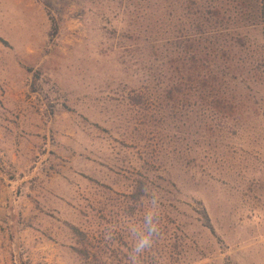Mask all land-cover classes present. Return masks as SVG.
<instances>
[{"label": "rangeland", "instance_id": "rangeland-1", "mask_svg": "<svg viewBox=\"0 0 264 264\" xmlns=\"http://www.w3.org/2000/svg\"><path fill=\"white\" fill-rule=\"evenodd\" d=\"M204 2L223 96L167 94ZM0 264H264V0H0Z\"/></svg>", "mask_w": 264, "mask_h": 264}, {"label": "trees", "instance_id": "trees-1", "mask_svg": "<svg viewBox=\"0 0 264 264\" xmlns=\"http://www.w3.org/2000/svg\"><path fill=\"white\" fill-rule=\"evenodd\" d=\"M202 4L190 19L193 31L175 38L165 49L162 61L172 76V89H166L167 94L186 90L194 98L213 100L223 96L217 64L224 52L217 33L224 23V12L221 3ZM52 29L54 32L57 29L53 21Z\"/></svg>", "mask_w": 264, "mask_h": 264}, {"label": "clouds", "instance_id": "clouds-1", "mask_svg": "<svg viewBox=\"0 0 264 264\" xmlns=\"http://www.w3.org/2000/svg\"><path fill=\"white\" fill-rule=\"evenodd\" d=\"M147 243V241H142L141 244H140V247L142 248L145 244Z\"/></svg>", "mask_w": 264, "mask_h": 264}]
</instances>
